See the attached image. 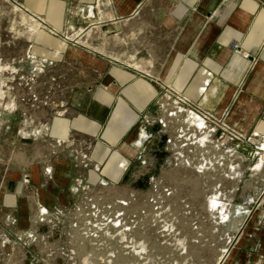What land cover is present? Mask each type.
<instances>
[{"label": "crops", "instance_id": "0c3cea01", "mask_svg": "<svg viewBox=\"0 0 264 264\" xmlns=\"http://www.w3.org/2000/svg\"><path fill=\"white\" fill-rule=\"evenodd\" d=\"M11 1L52 43L48 59H69L83 79L52 125L65 157L0 161V264H51L39 219L79 184L146 159L177 135L178 115L241 164H264V0ZM228 264H264V204Z\"/></svg>", "mask_w": 264, "mask_h": 264}, {"label": "rangeland", "instance_id": "374dc122", "mask_svg": "<svg viewBox=\"0 0 264 264\" xmlns=\"http://www.w3.org/2000/svg\"><path fill=\"white\" fill-rule=\"evenodd\" d=\"M40 31L14 2L0 0V161L66 156L52 125L83 75L69 59H48L53 45ZM186 119L178 115L177 135L145 150L141 163L131 159L109 180L79 184L39 219L51 264H228L246 219L261 207L264 164H241Z\"/></svg>", "mask_w": 264, "mask_h": 264}, {"label": "water", "instance_id": "95a60500", "mask_svg": "<svg viewBox=\"0 0 264 264\" xmlns=\"http://www.w3.org/2000/svg\"><path fill=\"white\" fill-rule=\"evenodd\" d=\"M241 152L249 156V158H253L255 156V151L248 146L242 147Z\"/></svg>", "mask_w": 264, "mask_h": 264}, {"label": "built area", "instance_id": "2783aa9c", "mask_svg": "<svg viewBox=\"0 0 264 264\" xmlns=\"http://www.w3.org/2000/svg\"><path fill=\"white\" fill-rule=\"evenodd\" d=\"M233 48H234V52L236 54H238V55L241 54V49H240L239 45H234ZM259 199H260V206H261L262 204H264V192L261 194V197Z\"/></svg>", "mask_w": 264, "mask_h": 264}, {"label": "bare ground", "instance_id": "6f19581e", "mask_svg": "<svg viewBox=\"0 0 264 264\" xmlns=\"http://www.w3.org/2000/svg\"><path fill=\"white\" fill-rule=\"evenodd\" d=\"M43 36V35H42Z\"/></svg>", "mask_w": 264, "mask_h": 264}]
</instances>
